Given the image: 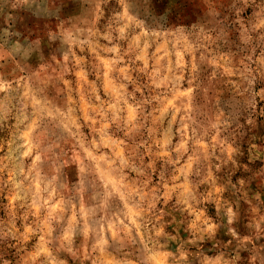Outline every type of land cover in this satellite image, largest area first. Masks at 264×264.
Here are the masks:
<instances>
[{
	"label": "rangeland",
	"instance_id": "obj_1",
	"mask_svg": "<svg viewBox=\"0 0 264 264\" xmlns=\"http://www.w3.org/2000/svg\"><path fill=\"white\" fill-rule=\"evenodd\" d=\"M0 264H264V0H0Z\"/></svg>",
	"mask_w": 264,
	"mask_h": 264
}]
</instances>
